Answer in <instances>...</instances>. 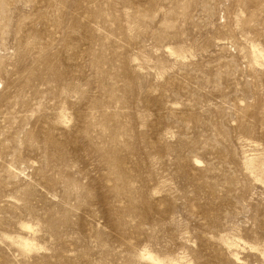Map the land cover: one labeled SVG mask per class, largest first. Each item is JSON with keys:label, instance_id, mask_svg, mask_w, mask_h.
<instances>
[{"label": "rangeland", "instance_id": "rangeland-1", "mask_svg": "<svg viewBox=\"0 0 264 264\" xmlns=\"http://www.w3.org/2000/svg\"><path fill=\"white\" fill-rule=\"evenodd\" d=\"M157 263L264 264V0H0V264Z\"/></svg>", "mask_w": 264, "mask_h": 264}, {"label": "bare ground", "instance_id": "bare-ground-1", "mask_svg": "<svg viewBox=\"0 0 264 264\" xmlns=\"http://www.w3.org/2000/svg\"><path fill=\"white\" fill-rule=\"evenodd\" d=\"M23 245H24L25 247L28 246V245L25 244V243H24ZM149 258H151V257L147 256V259H149ZM157 264H159V263H157Z\"/></svg>", "mask_w": 264, "mask_h": 264}]
</instances>
